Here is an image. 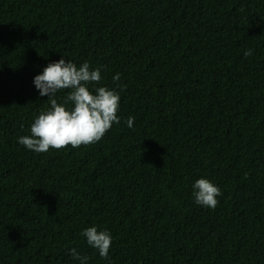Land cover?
Segmentation results:
<instances>
[{
    "label": "trees",
    "instance_id": "obj_1",
    "mask_svg": "<svg viewBox=\"0 0 264 264\" xmlns=\"http://www.w3.org/2000/svg\"><path fill=\"white\" fill-rule=\"evenodd\" d=\"M62 57L101 69L88 88L119 93L120 123L34 153L18 138L50 105L33 78ZM199 178L221 190L214 210L194 202ZM72 248L87 264H264V0H0V264H80Z\"/></svg>",
    "mask_w": 264,
    "mask_h": 264
},
{
    "label": "clouds",
    "instance_id": "obj_2",
    "mask_svg": "<svg viewBox=\"0 0 264 264\" xmlns=\"http://www.w3.org/2000/svg\"><path fill=\"white\" fill-rule=\"evenodd\" d=\"M252 55L251 50L244 52L245 57ZM101 69H92L87 61L79 66L70 60L49 63L41 74L33 78V84L40 96H47L49 109L41 112L31 124L30 135L18 138V143L34 153H45L50 149L60 150L68 146L76 149L99 142L113 124H119L117 113L120 107V95L117 91L101 86L95 88V94L89 90V84H100ZM120 80V73L113 81ZM117 87L123 88L122 85ZM67 91L64 103L57 102L56 94ZM71 103L69 109L66 105ZM134 117H128L127 127L132 128ZM193 198L197 205L215 209L221 190L206 178L197 179L193 185ZM82 235L87 244L96 249L101 258H108L112 237L107 230H98L95 226L86 228ZM73 259L87 264L88 257L81 256L75 248L69 249Z\"/></svg>",
    "mask_w": 264,
    "mask_h": 264
}]
</instances>
